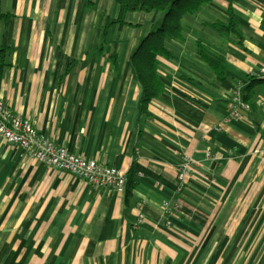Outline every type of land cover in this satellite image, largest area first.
<instances>
[{
    "label": "crops",
    "instance_id": "0c3cea01",
    "mask_svg": "<svg viewBox=\"0 0 264 264\" xmlns=\"http://www.w3.org/2000/svg\"><path fill=\"white\" fill-rule=\"evenodd\" d=\"M92 2L1 0L11 52L0 101L74 156L125 172L133 188L89 186L0 137V264H233L249 255L264 233V83H251L264 67V0H213L184 17L183 42L165 41L156 57L162 91L145 111L131 57L163 16L129 13L105 31L119 6ZM229 12L240 37L210 27ZM197 43L225 59L224 80ZM183 156L192 170L176 194Z\"/></svg>",
    "mask_w": 264,
    "mask_h": 264
},
{
    "label": "trees",
    "instance_id": "16d2710c",
    "mask_svg": "<svg viewBox=\"0 0 264 264\" xmlns=\"http://www.w3.org/2000/svg\"><path fill=\"white\" fill-rule=\"evenodd\" d=\"M119 6V16L114 21H108L105 31L113 25L119 27L125 25V15L129 13H159L162 14V23L155 31L150 32L143 39L136 53L131 57L135 67L136 75L141 85L142 97L141 108L146 110L149 102L157 98L162 91V85L158 81L156 74V57L166 55L164 46L165 41L183 42L181 34L182 20L186 16H192L197 13L201 7L212 3L213 0H113ZM1 2V0H0ZM87 9L93 10L92 0H85ZM11 19L9 14H2L0 10V82L2 71L8 66L5 58L10 55L11 49L6 43L3 28ZM217 33L223 36L234 35L240 37L238 25L231 12L226 24L214 23L210 26ZM240 39V38H238ZM197 55L205 62L215 73L219 81L224 80L225 76V59L213 52L209 47L197 43ZM251 78V83L258 80L264 83V78ZM251 84L245 89L244 102L247 103L251 97ZM132 184V183H131ZM130 182L126 183V189L133 188ZM131 186V187H130ZM128 191V190H127ZM129 193V192H127Z\"/></svg>",
    "mask_w": 264,
    "mask_h": 264
},
{
    "label": "built area",
    "instance_id": "2783aa9c",
    "mask_svg": "<svg viewBox=\"0 0 264 264\" xmlns=\"http://www.w3.org/2000/svg\"><path fill=\"white\" fill-rule=\"evenodd\" d=\"M254 77L264 78V67L258 70ZM239 90L233 93V101H239ZM234 105L231 115H235ZM245 108H247L245 106ZM0 137L9 145L21 150L30 160L36 161L46 168L59 170L71 174L87 183L89 186L108 189L122 195L126 189L127 178L125 172L116 168L97 164L84 158L74 156L63 147L54 144L53 140L39 133L35 125L14 114L3 102L0 101ZM192 163L187 156H183L177 167V192L181 194L187 185ZM142 204L137 209L136 227L144 221L140 211ZM164 210L168 207L164 204Z\"/></svg>",
    "mask_w": 264,
    "mask_h": 264
},
{
    "label": "rangeland",
    "instance_id": "374dc122",
    "mask_svg": "<svg viewBox=\"0 0 264 264\" xmlns=\"http://www.w3.org/2000/svg\"><path fill=\"white\" fill-rule=\"evenodd\" d=\"M264 235V233L260 234V232L257 234L255 232V236L257 237V242H255L250 247L249 255H245L242 252V255L239 260L233 262V264H264V239H261V237ZM263 254V255H262Z\"/></svg>",
    "mask_w": 264,
    "mask_h": 264
}]
</instances>
